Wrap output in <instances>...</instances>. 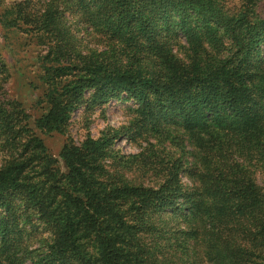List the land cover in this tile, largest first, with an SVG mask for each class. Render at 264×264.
I'll return each mask as SVG.
<instances>
[{"label": "trees", "instance_id": "obj_1", "mask_svg": "<svg viewBox=\"0 0 264 264\" xmlns=\"http://www.w3.org/2000/svg\"><path fill=\"white\" fill-rule=\"evenodd\" d=\"M98 2L91 8L100 9L101 34L112 46L97 55H86L81 76L68 66L45 69L40 78L45 86L41 101L46 111L34 120L33 126L41 131H62L70 108L78 106L77 90L93 83L96 98L104 99L107 94L119 91L141 95L146 99L143 106L147 115L158 113L160 119L173 118L187 128L202 130L207 136L202 146L208 150L199 157L203 165L201 182L218 188L217 202L228 208L229 213L219 215L214 209L204 214L197 211L195 228L186 227L181 232L184 241L191 240L192 246L213 255L212 264H264V246L262 251L249 249L240 235L242 231L239 232V228L245 230L241 219L246 216L264 219V214L257 213L260 207L264 209V187L256 185L248 171L252 161L264 167V122L260 123L264 118V75L261 74V80L257 76L264 64L261 58L256 62L252 58L254 50H260V43L264 42V15L256 10L258 0H236L237 5L244 4L239 10L230 9L228 0ZM158 7L164 17L162 21L177 26L189 47L193 46V57L186 61L166 55L156 67L147 69L150 65L143 64L140 55L150 47L151 40L143 38L149 34V20ZM24 12L18 5L15 10H5L0 14V25L6 29L15 27L19 18H26ZM196 14L205 19L201 21ZM196 28L203 39L194 46ZM223 39L229 43L220 52L218 45ZM206 41L209 47L204 46ZM163 45L153 47L154 56H161ZM10 110L12 115L18 112ZM5 114L0 109V129L7 127L5 130L12 135L20 133L9 125ZM249 124H257V128L261 124L258 149L252 156L247 149L237 151L243 146L235 149L230 141V138L238 140V136L244 139ZM33 141L32 159L52 160L41 140L33 138ZM105 142V137H88L81 147L62 148L59 156L67 173L61 178L71 193L63 195L62 208L54 209L58 217L51 221V236L43 238L47 251L40 263L174 264V257L167 254L172 244L169 238L161 240L157 236L152 225L155 219H141L129 212L130 207H142L151 199L148 189L113 184L97 174ZM242 155L255 159L246 163ZM18 169H0V206L8 208L4 192L19 182L23 168ZM17 223V219H10L9 213L6 219H0V247L4 254H10L13 246L16 251L22 249L14 234L17 231H13ZM263 226L258 229L259 238H263ZM10 242L12 247H8ZM89 243L92 249L87 253L83 245Z\"/></svg>", "mask_w": 264, "mask_h": 264}, {"label": "rangeland", "instance_id": "obj_2", "mask_svg": "<svg viewBox=\"0 0 264 264\" xmlns=\"http://www.w3.org/2000/svg\"><path fill=\"white\" fill-rule=\"evenodd\" d=\"M98 1L0 0V14L7 9L15 10L18 5L27 15L25 19L19 18L17 25L10 29L0 25V109L6 113L4 116L9 125L20 131L12 135L5 130L7 127L0 129V169L23 168L15 188L9 187L4 192L8 208L0 206V219H6L9 213L10 219L18 220L13 231H17L14 234L18 236V245L22 249L16 251L14 248L17 247L13 246L10 254H4L0 247V264H42L40 260L47 251L43 238L51 236V221L58 217L54 209L62 208L63 195L71 193L61 178L67 168L59 154L65 145L81 147L88 137L106 138L105 154L97 168L100 179L148 189L151 199L142 207H130L129 212L136 213L141 219H155L152 225L157 236L161 240L169 238L172 244L167 254L174 257V264H212L213 255L192 246L191 240L184 241L181 233L186 227L195 228L197 211L204 214L214 209L219 215L229 213L228 208L217 202L218 188L201 182L203 165L199 157L208 150L202 146L207 138L202 130L187 128L173 118L160 119L158 113L147 115L143 106L146 99L141 95L132 96L119 91L107 94L104 99L96 98L93 83H86L77 90L78 106L70 108L62 131H41L33 126L34 120L46 111L41 101L45 86L40 78L45 69L68 66L81 76L86 55H97L112 46L111 41L101 34L100 9L91 8ZM227 3L234 10L244 6L243 3L237 5L236 0ZM256 10L264 15V0H258ZM154 12L149 20V34L143 38L151 40L150 47L140 55L142 63L150 65L146 68L153 69L166 55L186 61L193 57V46L189 47L177 26L162 21L164 17L159 7ZM196 16L201 21L205 19ZM194 37V46L203 39L197 34V28ZM160 43L165 47L161 56L156 57L153 47ZM228 43L223 39L221 44H216L218 50L222 52V47ZM204 46L209 47V41ZM260 46V50H254L252 58L254 62L261 58L264 64V42ZM64 71L69 73L68 69ZM261 74L264 75V65L257 72L260 80ZM258 93L262 95L260 91ZM10 109L18 112L14 111L12 115ZM16 115L18 118L14 117ZM262 121L264 118L260 123ZM255 125H247L244 139L241 136L238 140L230 138L235 149L243 146L237 151L247 149V154L255 155L261 124L258 128ZM33 138L41 140L53 161L49 158L42 161L32 159L35 154ZM242 156L246 163L255 159ZM252 163L251 170H248L250 176L256 185L264 187V167L260 162ZM257 213L264 214L263 207ZM258 217L241 219L245 230L239 228V232L242 231L240 235L245 238L249 249L262 251L264 219ZM261 226L263 238L258 236ZM8 247H12V242ZM83 249L89 253L92 244L83 245ZM157 256L160 257V251Z\"/></svg>", "mask_w": 264, "mask_h": 264}]
</instances>
